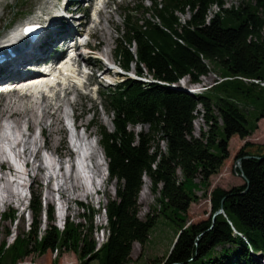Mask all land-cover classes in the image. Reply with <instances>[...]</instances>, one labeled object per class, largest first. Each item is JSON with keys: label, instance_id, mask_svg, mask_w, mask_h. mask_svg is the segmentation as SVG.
<instances>
[{"label": "trees", "instance_id": "1", "mask_svg": "<svg viewBox=\"0 0 264 264\" xmlns=\"http://www.w3.org/2000/svg\"><path fill=\"white\" fill-rule=\"evenodd\" d=\"M214 5L221 7L223 0H155L151 11L140 3L121 16L115 49L118 64L127 71L133 66L139 76L146 74L152 82L124 77L99 93V107L112 117L113 129L98 126V146L108 177L116 182L115 198L103 207L106 241L97 247L92 207L79 204L86 211L81 215L85 223L67 218L60 230L54 225L53 208L48 205L43 210L32 191L29 229L16 233L9 244L0 243V264H17L47 251H57L58 256L73 253L80 264H127L132 245L147 242L160 215L174 220L178 228L164 264H262L264 153L260 147L250 153L246 142L240 148L235 158L243 185L214 188L208 195L209 218L185 227V216L197 199L195 191L207 189L210 177L229 158V140L234 136L244 140L252 133L235 96L254 99L255 120L264 119V89L242 80L264 81V0L221 10L207 23ZM137 13L142 18H135ZM176 13H187L188 19L181 23ZM213 71L221 82L201 95L174 88L185 77L197 84ZM256 88L259 91L254 93ZM214 90L222 95L212 99L209 94ZM198 105L207 131L195 137ZM131 126L147 130L135 134ZM143 177L151 183L156 207L140 220L137 197ZM220 209L223 213L215 215ZM42 215L46 224L39 236ZM16 218L14 210L0 215V220L10 223ZM253 255L261 257L260 261L255 262Z\"/></svg>", "mask_w": 264, "mask_h": 264}, {"label": "rangeland", "instance_id": "2", "mask_svg": "<svg viewBox=\"0 0 264 264\" xmlns=\"http://www.w3.org/2000/svg\"><path fill=\"white\" fill-rule=\"evenodd\" d=\"M41 1L42 0H0V37H3L4 34L7 33L8 28H13L18 23L25 22L29 18H32L33 16H28V14L37 10L36 8L41 4ZM225 1L228 5L227 8L229 5H232L231 7L235 8L237 4L239 6L241 3L246 4L248 2V0ZM154 2L155 0H113L109 3L106 11L111 15L110 23L108 24L106 21H103L102 23L105 31H103L104 35L102 40L104 43H100L101 41L99 38H96L91 42V45L94 47L99 44V53L96 54V56H102L103 58L106 57L107 59H112L118 63V60L115 57V49L117 44L120 42L121 34H119V30L122 28L121 16L128 11L136 9L140 3H142L143 7L148 11H151ZM134 16L138 19L142 18L140 13L134 14ZM176 16L181 23L188 19L187 13H176ZM77 17L81 16L79 15ZM86 17L85 25L89 24L88 14ZM87 28H89V26H87ZM77 30L79 29L77 28ZM80 51L81 50L78 51L79 54ZM78 62L82 64L81 60ZM93 64L98 63L95 62ZM99 64L101 69L104 70L105 66L102 63ZM133 72L134 67L130 66L129 73L132 75ZM124 77V75L117 74L115 84L122 81ZM103 78L104 77L99 74L97 76H87V79L80 77L81 83L84 81L92 82L91 88L87 90L74 86L75 88H71L72 94L70 95H66V93L63 94L62 92H53L51 97H45L43 95L38 98L25 99L19 98L17 95L0 97V118H5L9 116V114H14L12 118H9L12 123V129L10 131L11 140L7 143H1L0 145V152H2L0 155V167L12 174L10 171L9 158L12 156L15 158L19 147L23 148V154L24 151L26 152V156L23 157L28 161H25V164H27V175H29L27 182L31 181L30 176H35V179H33L34 182H32L30 187V192L33 191L34 195L39 198L43 210L47 209L48 205L53 208L54 225L61 229L63 221H59V215H56L54 209L55 194H53V191L50 189L52 184H47L46 180L50 173H53V175L56 174V177L58 175V178L55 179L56 185L61 192H63V195L61 194L62 197L59 200L68 206L67 218H69V221L73 223H85V221L81 218V215L83 213L86 214V211H83L79 204L89 206L94 209L95 214L93 215L92 223L95 230L93 232V237L97 245H102V243L106 241L107 232L105 229V218L103 215L99 214V212L97 213L96 200L90 201L85 198V181L80 179L76 175V172H74V168L71 163L72 160L68 162L69 165L65 167L66 170L64 169L65 163L60 162L61 168L63 169L62 175H60L59 171L57 172L51 168H49V171L46 172L42 167L43 158L41 156L45 153H42L41 148L43 143H45L52 156L55 157V151L59 158H67L68 153H70L69 134H71L72 131L71 123L74 118H77L75 123L80 127L77 136L83 139L84 149L89 152L90 156L92 153L98 151L99 148L96 146L100 139L98 126H104L109 131L113 129L111 124L112 117L108 116L99 107V93L111 89L115 84L108 85L103 81ZM142 78L143 80L145 78L148 79V81L150 80V77L146 74H144ZM219 80L221 79L218 73L213 71L208 73L206 76H202L198 84H192L188 77H185L178 83V88L180 87L179 90H181L184 86L186 89L192 86L209 88L211 86L214 87V85L220 82ZM70 85L72 86V84ZM258 91V88L254 89V93H257ZM209 95L213 99L216 96L222 95V92L214 90L211 91ZM235 98V102L237 103L239 109L249 119L252 133L244 140L239 139L237 136H234L229 140V158L223 163L217 174L210 177L207 189L199 188L195 191L194 194L197 199L195 202L191 203L185 216V227L209 218L211 209L208 195L214 188L230 190L231 188L243 185L242 176L238 171V163L240 164V162L237 161L235 157L237 152L246 142L251 145L247 148L250 153L259 151L257 147L262 148V150L259 151L260 153H264V119L258 121L255 120L257 116L256 101L251 98H244L240 96V94L235 96ZM196 110L197 113H195V119L193 121V134L195 137H200L201 132L207 131V126L202 118V107L198 105ZM51 114H54L55 116L53 120L50 117ZM54 120L56 122L59 121V123L57 124ZM28 121H30L33 125L29 126ZM92 121L96 124V126L88 125ZM85 126H88L86 132L83 130V127ZM26 128L28 130L27 132ZM129 129L136 134L141 131H146L147 127L131 126ZM52 131H56V133L52 134ZM82 131L86 134V140ZM59 132L60 136H58ZM40 133H42V137ZM20 140L23 141L22 145H17V147L14 146V142ZM62 145L64 148H61ZM164 147V144H160V148L162 150H164ZM47 155L49 156V152L46 153V156ZM96 163L101 165L99 158H96ZM30 164L32 167L31 170L29 169ZM91 169L92 163L91 166L87 168V174L88 176H92V180L96 178V187L97 183L99 184L100 181L104 180V185L99 188L102 194L99 197L102 202L101 209H103L109 199L115 198L116 182L110 179L108 175L103 176V167H100L101 175L99 177L92 174L90 172ZM0 176L4 177V179L0 181V215L4 212L14 210L17 217L16 222L14 223L0 220V243L5 241L9 244L15 237L16 233L28 231L29 224L31 223V215L28 210L29 208L22 213L17 207V205L20 204L18 201L19 197H17V195H19L17 193L18 184L10 183L13 179L11 180L9 178V174L7 172H0ZM69 176L70 179L66 181L65 179ZM195 182L197 183L198 181ZM150 187L151 183L149 179L147 177H143L142 187L140 188L137 197V216L140 220H144L148 213H153L152 209L156 207V196L151 193ZM206 194L207 196L205 197ZM45 224V216L42 215L39 236L43 234ZM6 231H9L8 236H6ZM177 231L178 228L174 220L160 215L155 226L149 232L147 242L143 246H140L137 243L132 245L130 255L131 258L127 264H164L165 259L170 253L173 243L175 242ZM253 256L255 262L260 261L261 257L257 255ZM261 263L264 264V261H261ZM17 264H80V261L77 260V257L73 253H63L58 256L57 251H54V253L47 251L44 255L31 254ZM89 264L98 263L96 261H92Z\"/></svg>", "mask_w": 264, "mask_h": 264}, {"label": "bare ground", "instance_id": "3", "mask_svg": "<svg viewBox=\"0 0 264 264\" xmlns=\"http://www.w3.org/2000/svg\"><path fill=\"white\" fill-rule=\"evenodd\" d=\"M84 1H90V0H42L41 4L36 8L37 10L32 11L31 13L28 14V16L30 14H34L30 22H36L38 27L41 30H43L42 31L43 34L41 35L42 37H40L38 42H30L26 38L19 39L20 38L19 36H21L20 29H21V25L23 22L18 23L13 28L7 29V33H5L3 37H0V83H4L0 87H3L6 84V82L10 80H19L20 82L34 80V77L31 78L28 75L35 72L41 66L51 64L53 59L56 58V56L65 52V49L76 48L75 45H71L73 36L77 33L76 26L79 23H81V25L84 24L86 22L85 19L87 17L85 14H82L81 19L75 20L76 19L75 14L82 13L84 11L83 10ZM72 4L73 6L69 7ZM227 6L228 5L226 4L225 0H223V5L221 7L216 6V5L212 6L207 13L206 22L207 23L209 22L210 18L213 17V14H216L220 12L221 10H227V9L230 10L234 8V7H231L232 5H229L228 8ZM237 7H238V4L235 6V9ZM107 8H108V5H106V10ZM106 10L103 12H99V21L92 29L93 36L95 38H99L101 41L100 43H104L102 41L103 35H104L103 34L104 29H103L102 23L103 21H106L109 24L110 18H111L110 13L107 12ZM27 21L28 20H26V22ZM78 60L79 61L81 60L82 62H85L87 64L91 63L89 59L81 55H79ZM106 72L107 74H112V70L110 68H106ZM63 73H64V76L61 77L62 79L61 81L63 83L66 82L68 84V87L65 89V93L66 95H70L72 94L71 88H75L74 86H76L73 82L78 81L75 79V77L72 78L69 76V75L75 76V73H76L75 65L72 64L70 60H68L67 64L64 65ZM95 74L97 73H94V75ZM24 77H27V78L23 79ZM38 78L44 79L46 77L45 75H41ZM78 78H80V76H78ZM242 80L245 82L253 83V84H255L256 82H260L256 84L259 87H262L264 89V81L262 80H248V81L244 79ZM89 83L92 84V82H89ZM70 84H72V86ZM192 89L197 90V91H205L208 88L206 87L204 88L201 86L199 87L192 86ZM13 115L14 114H9V116H7L6 118L8 119L12 118ZM50 117L52 118V120L53 118H55L54 114H51ZM55 120L54 122H56ZM56 123L58 124L59 121ZM28 125L32 126L33 124L30 121H28ZM51 133L55 134L56 131L55 132L52 131ZM58 136H60V132L58 133ZM1 143L2 141H0V145ZM96 146L99 148L98 151H96L95 153H92L89 158L90 163H92V169L90 172L94 174L96 177H99L101 175L100 167H103L104 171H106V163H105V159L102 154V150L100 149L98 144ZM61 148H64V146L62 145ZM25 153L26 152L24 151V154H22L24 157L26 156ZM1 154L2 152H0V155ZM73 157L74 155L70 151V153H68L67 162H70L71 160H73ZM96 158H99L101 165L96 163ZM72 167L74 168L73 163H72ZM88 167L89 166H87V168ZM87 168H85V170L82 172L83 174L76 173V175L80 179H85V177L88 175ZM238 168H239V163H238ZM10 171L13 173L12 169ZM62 171L63 169L61 168V165H60V170H59L60 175L63 174ZM9 175L11 177V180L12 179L14 180V181H10L11 184L13 183L19 184L18 181L22 180L20 177L17 178V176L13 174H9ZM52 177H53V173H50L49 176H47L46 178L47 184H52V181H53ZM56 178H58V175ZM3 179L4 177H2L0 181H2ZM68 179H70V176L67 177L65 180L67 181ZM50 189L52 190L51 187ZM58 192L63 195V192H61L59 188H58ZM18 194L21 195V193L19 192ZM31 194L32 192H29L28 199L26 200L27 208H29V203L32 198ZM62 229H63V223H62V228L60 230ZM100 246L101 245H97L98 248Z\"/></svg>", "mask_w": 264, "mask_h": 264}, {"label": "water", "instance_id": "4", "mask_svg": "<svg viewBox=\"0 0 264 264\" xmlns=\"http://www.w3.org/2000/svg\"><path fill=\"white\" fill-rule=\"evenodd\" d=\"M107 168V167H106ZM107 170V169H106ZM223 213V210L220 209L218 212L215 213V215H218V214H222Z\"/></svg>", "mask_w": 264, "mask_h": 264}, {"label": "built area", "instance_id": "5", "mask_svg": "<svg viewBox=\"0 0 264 264\" xmlns=\"http://www.w3.org/2000/svg\"><path fill=\"white\" fill-rule=\"evenodd\" d=\"M255 85H257L256 83H255ZM260 88H262V87H260ZM239 170H240V164H239ZM238 176V175H237ZM240 176V175H239Z\"/></svg>", "mask_w": 264, "mask_h": 264}]
</instances>
